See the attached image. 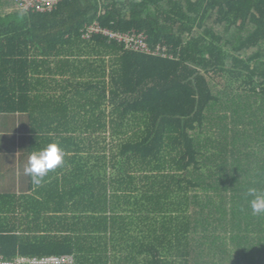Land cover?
<instances>
[{
    "label": "trees",
    "instance_id": "trees-1",
    "mask_svg": "<svg viewBox=\"0 0 264 264\" xmlns=\"http://www.w3.org/2000/svg\"><path fill=\"white\" fill-rule=\"evenodd\" d=\"M92 24L143 33L151 53L84 38ZM2 114L59 137L65 156L62 227L35 236L0 217V258L72 255L70 198L106 213L109 187L164 201L148 202L163 252L149 243L132 263L264 264V213L248 195L264 194V0H63L44 13L0 0ZM178 192L187 219L173 239Z\"/></svg>",
    "mask_w": 264,
    "mask_h": 264
},
{
    "label": "crops",
    "instance_id": "crops-1",
    "mask_svg": "<svg viewBox=\"0 0 264 264\" xmlns=\"http://www.w3.org/2000/svg\"><path fill=\"white\" fill-rule=\"evenodd\" d=\"M99 58H103L105 68H108L110 55L104 53ZM100 64L98 61L94 67ZM35 122L33 126L38 129L42 121ZM30 124L26 115H0V217L10 218L2 222L13 223V227L18 222L28 223L30 233L37 236L43 233L46 222L54 221L58 223L56 228L62 227L63 164L51 171L39 186L25 175L24 168L32 152L52 142L61 143L55 135L30 133ZM104 136L108 144L111 141L110 133ZM181 195L179 193L173 197L170 204L172 222L169 229L173 235L169 237L173 239L178 237L175 231L179 232V228L176 227L187 219V208L180 201ZM107 197L106 213L91 206L78 194L68 202L69 231L72 236L70 257L74 264H139L131 260L133 254L138 262L145 258L137 255V250L152 242L156 248L163 249L162 244L159 245V242H163V220L160 215L148 213V202L159 201L162 205V198H152L141 190L125 195L114 193L109 187ZM57 217H60L59 222Z\"/></svg>",
    "mask_w": 264,
    "mask_h": 264
},
{
    "label": "built area",
    "instance_id": "built-area-1",
    "mask_svg": "<svg viewBox=\"0 0 264 264\" xmlns=\"http://www.w3.org/2000/svg\"><path fill=\"white\" fill-rule=\"evenodd\" d=\"M20 9L27 12L44 13L54 9L59 2L63 0H13ZM103 35L110 40H114L119 44H122L125 49L151 53L147 45V38L143 33L131 31L129 33L113 32L105 28L99 27L97 24H92L86 28L83 33L84 38H89L91 35ZM160 47H157L153 54L160 53ZM0 264H74L73 259L68 255L61 256H44V257H23L19 256L14 259H2L0 258Z\"/></svg>",
    "mask_w": 264,
    "mask_h": 264
},
{
    "label": "clouds",
    "instance_id": "clouds-1",
    "mask_svg": "<svg viewBox=\"0 0 264 264\" xmlns=\"http://www.w3.org/2000/svg\"><path fill=\"white\" fill-rule=\"evenodd\" d=\"M64 156V150L58 143H49L30 154L24 173L30 177L34 185L39 186L51 171L63 164ZM248 195L253 197L250 201L252 211L264 213V194L258 193L255 188H249Z\"/></svg>",
    "mask_w": 264,
    "mask_h": 264
},
{
    "label": "rangeland",
    "instance_id": "rangeland-1",
    "mask_svg": "<svg viewBox=\"0 0 264 264\" xmlns=\"http://www.w3.org/2000/svg\"><path fill=\"white\" fill-rule=\"evenodd\" d=\"M234 34H235V33H231V34L229 35V38L232 39V38L234 37ZM224 78H226V77H224ZM226 79H227V78H226Z\"/></svg>",
    "mask_w": 264,
    "mask_h": 264
}]
</instances>
